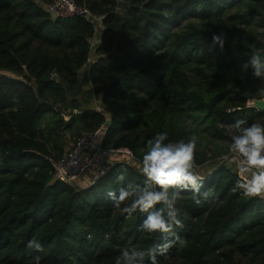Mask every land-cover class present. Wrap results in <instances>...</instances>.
Segmentation results:
<instances>
[{"label": "trees", "instance_id": "obj_1", "mask_svg": "<svg viewBox=\"0 0 264 264\" xmlns=\"http://www.w3.org/2000/svg\"><path fill=\"white\" fill-rule=\"evenodd\" d=\"M52 1L0 0V137L24 150L15 155L0 144V264H115L124 247L162 243L138 230L146 214L126 218L106 193L143 183L147 140L165 131V143L198 137L196 166L223 162L202 175L201 204L181 193L183 227L173 231L186 244L158 256L159 264H264V199L232 191L237 168L229 162V126L264 124V111L243 96L264 97V81L242 71L264 48V0H76L103 16L90 66L103 111L86 106L79 89L94 25L80 14L54 17ZM221 32L223 51L212 46ZM102 125V147L133 156L88 185L56 180L51 158ZM33 239L43 252L27 247Z\"/></svg>", "mask_w": 264, "mask_h": 264}, {"label": "clouds", "instance_id": "obj_2", "mask_svg": "<svg viewBox=\"0 0 264 264\" xmlns=\"http://www.w3.org/2000/svg\"><path fill=\"white\" fill-rule=\"evenodd\" d=\"M226 42L225 33L212 34V46L223 51ZM252 69V76L264 81V49L250 53L249 60L242 65V71ZM187 125L195 128L193 121ZM231 135L229 152L238 159L237 179L232 189L240 190L245 197L264 199V124L254 122L250 125L245 120H237L229 126ZM168 133L159 132L154 138L147 140L146 150L142 156L140 172L144 177L142 184L128 182L117 190H109L106 195L113 207L126 218H132L139 211L146 214L138 230L148 234H159L157 239L162 243H153L146 250L124 247L115 259V264H159L158 256H167L174 245L183 247L186 240L175 234V227H183L179 218L180 209L177 202L182 199L181 193L190 191L194 202L199 205L200 189L204 177L195 171V154L198 137L193 134L185 142H168ZM224 160L229 156L225 155ZM126 170L116 176V182L125 181ZM105 173L101 171L96 179ZM210 192L202 195L207 199ZM159 205L160 207H157ZM171 237V238H170ZM27 247L36 252H43V246L35 239L28 242ZM39 261L40 257H35Z\"/></svg>", "mask_w": 264, "mask_h": 264}, {"label": "built area", "instance_id": "obj_3", "mask_svg": "<svg viewBox=\"0 0 264 264\" xmlns=\"http://www.w3.org/2000/svg\"><path fill=\"white\" fill-rule=\"evenodd\" d=\"M47 7L54 17H66L80 14L86 16L87 19L93 23L95 33L91 37V54L85 65V68L89 70V66L95 62L97 46L101 42V38L98 37V34L105 27L103 16L93 14L88 8L77 5L76 0H53ZM234 110L235 108L229 109L230 112ZM65 116L66 118L70 117L68 113H66ZM104 130L105 128L102 125L95 131L84 132L71 147L66 149L61 158H51L55 168L54 178L77 185L76 179L86 175L88 169L97 162L101 155L113 152L102 147L101 140ZM115 151L125 152L128 157L133 156L129 148H119Z\"/></svg>", "mask_w": 264, "mask_h": 264}, {"label": "rangeland", "instance_id": "obj_4", "mask_svg": "<svg viewBox=\"0 0 264 264\" xmlns=\"http://www.w3.org/2000/svg\"><path fill=\"white\" fill-rule=\"evenodd\" d=\"M183 21H185V20H183ZM103 31H104V29H102L101 31H100V33L98 34V37L99 38H101L102 37V34H103ZM91 65V64H90ZM89 66V65H88ZM90 67V66H89ZM90 69H91V67H90ZM90 69L88 70V76H85L86 74H85V72H84V70L82 69L81 70V72H80V81H79V89H80V97H82V98H84V99H86V102L88 103V101L90 102V104H94V105H96V107L97 106H99V107H102L101 106V102H100V100H99V98L96 96V94H95V92H94V86H93V83H92V80H91V76H90ZM85 74V75H84ZM85 81H87V83L88 84H84V82ZM248 104H250V100L248 99ZM103 108V107H102ZM75 141H73V140H70V139H68L67 140V144H66V149H68L69 147H71L72 146V144L74 143ZM125 154V153H124ZM128 159V156L125 154V156H123V155H119V156H116V157H114V158H112V159H108V162H107V164L105 163L104 165H102V166H100V164L99 165H95V164H93L89 169H88V171L86 172V174L89 172V170H91L92 169V167H93V173H94V175H93V177H95L94 178V181L95 180H97L96 179V177H97V175H99V173L101 172V171H99V173L97 172V170H98V168H100V170L102 169L103 170V172L104 171H106L108 168H109V166L110 165H112L114 162H116V161H126ZM230 161V163L235 167V168H237L238 169V163H239V161H238V159L237 158H235V157H232V158H230L229 159ZM223 162V160H219V161H217L216 159H211V160H209L207 163H205V164H203V165H200V166H196L195 168V171L197 172V174H199V175H210L211 174V172H212V170L214 169V168H216L220 163H222ZM84 178H85V175L83 176V177H81V178H77L76 179V182H77V185H79V186H84V185H86V183L84 182Z\"/></svg>", "mask_w": 264, "mask_h": 264}, {"label": "crops", "instance_id": "obj_5", "mask_svg": "<svg viewBox=\"0 0 264 264\" xmlns=\"http://www.w3.org/2000/svg\"><path fill=\"white\" fill-rule=\"evenodd\" d=\"M84 70V72H85V76H88V69L87 68H84L83 69ZM89 77V76H88ZM84 84H88L87 83V81H85L84 82ZM84 99V98H83ZM84 100H86V99H84ZM249 105V104H248ZM86 106H90V107H92V108H98V109H100V110H102L103 108L102 107H99V106H97L96 107V105H94V104H90V102L88 101V103H87V105ZM125 152H121V151H113V152H110V153H107V154H103V155H101V157L97 160V162L95 163V165H99L100 164V166H102V165H104L105 163L107 164V162H108V159H112V158H114V157H116V156H119L120 154L121 155H123V156H125V154H124ZM116 162H119V161H116ZM115 163V162H114ZM93 167H92V169L91 170H89V172L85 175V178H84V182L86 183V185H88V184H90V183H93L94 182V178L95 177H93V175H94V173H93ZM99 171H103L102 169L100 170V168H98V170H97V172L99 173Z\"/></svg>", "mask_w": 264, "mask_h": 264}, {"label": "water", "instance_id": "obj_6", "mask_svg": "<svg viewBox=\"0 0 264 264\" xmlns=\"http://www.w3.org/2000/svg\"><path fill=\"white\" fill-rule=\"evenodd\" d=\"M243 96L250 100L249 106L255 107L259 111H264V97L262 98L254 97L251 90H246L243 93ZM0 144L11 154L20 155L24 153L23 149H14L8 144V142L4 138L1 137H0ZM96 181L97 180H95L94 182Z\"/></svg>", "mask_w": 264, "mask_h": 264}]
</instances>
